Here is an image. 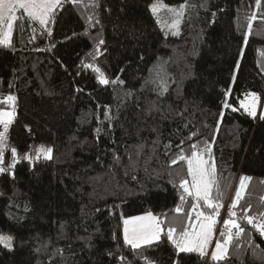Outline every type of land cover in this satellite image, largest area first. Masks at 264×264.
<instances>
[{"label": "trees", "instance_id": "trees-1", "mask_svg": "<svg viewBox=\"0 0 264 264\" xmlns=\"http://www.w3.org/2000/svg\"><path fill=\"white\" fill-rule=\"evenodd\" d=\"M251 93L255 117L241 106ZM9 95L0 264H264V238L242 219L264 213V0H63L51 28L20 9L0 45V101ZM193 144L211 149L215 212L180 188ZM194 204L222 212L217 239L225 220L245 228L224 260L167 238L191 228ZM146 213L164 232L134 249L123 220Z\"/></svg>", "mask_w": 264, "mask_h": 264}, {"label": "snow or ice", "instance_id": "snow-or-ice-1", "mask_svg": "<svg viewBox=\"0 0 264 264\" xmlns=\"http://www.w3.org/2000/svg\"><path fill=\"white\" fill-rule=\"evenodd\" d=\"M75 3L76 0H73ZM61 0H0V26L7 24V31H0V45H9L11 43V33L13 30V22L17 19L12 13L16 9H24L28 16L32 19L38 20L41 25H46L49 22L50 17L54 13V10L59 6ZM259 5V0H257ZM158 7L162 5L153 4L152 12L155 14L158 10ZM185 5H181V12H176L175 9H170L176 13L177 17L182 14V10ZM178 19L174 21L172 27H176L178 24ZM175 34V33H174ZM103 43V41H100ZM99 72V69H96ZM101 84L107 85L109 80L106 78H101L99 81ZM116 83V81H112ZM123 83V81H120ZM255 97V94H250ZM15 97L9 95L5 100L0 101V103H14ZM227 106V105H225ZM241 106L248 111L249 115L255 117V99H253L252 104L241 103ZM235 110V109H234ZM13 113L9 111H0V124L7 126L12 122ZM105 119H110V117L105 114ZM99 131V129L97 130ZM4 133L0 132V143L3 142ZM192 154L190 157H185L181 155L180 160H187L188 164V173L192 177L191 187L195 189V197L197 201H203L204 204L213 209L215 212L216 209L220 206L213 202L212 191L215 187L217 189V195H219V186L215 181V169L212 167L209 168V160L204 159L203 154L208 153L209 157L211 156V149L205 147L202 151H196L197 145L193 144ZM51 149H45L41 146L38 149V152L45 153L48 158H50ZM13 155H15V149H12ZM3 149H0V163L2 160ZM26 159L29 157H25ZM173 164L177 163V160L172 161ZM12 167V165H9ZM5 169L0 168V172H3ZM251 177L242 176L240 178L239 188L236 192V200L233 201L231 208L229 209L230 215L235 216L236 213L232 209L237 207L238 201L241 197V191L246 187V181H250ZM188 181L183 180L180 183V188L183 189V192L189 196L193 195L188 187ZM181 201H184V195L180 196ZM195 209L198 207V204L192 205ZM182 209L177 206L175 211L179 213ZM203 216V221L199 226V231L188 232L186 229L180 232V239H174V233L176 229L174 227L168 228L166 235L169 240H171L176 249L180 253H188L193 251H199L201 256L206 255L205 247L209 243V236L212 234V224L215 223V220L212 216H204L202 212L197 213V219ZM245 219L248 225H251L254 228L261 238H264V213L260 214L259 218H254L247 214L245 210V215L242 217ZM124 224V242L131 245L134 249L140 248L142 245H151L154 242H158L161 239V233L164 232L161 222L158 217L153 216L151 213H148L145 216H136L123 220ZM227 232H221L220 235L224 237L223 241H217L215 245V250L212 252L211 259L213 261H220L226 258L228 252V245L233 242L234 237L239 238L242 234L245 233V228L241 226L240 223L235 219H228L224 221ZM232 229H236V232L233 233ZM12 238L9 236L0 235V244H4L6 247L11 246Z\"/></svg>", "mask_w": 264, "mask_h": 264}, {"label": "rangeland", "instance_id": "rangeland-1", "mask_svg": "<svg viewBox=\"0 0 264 264\" xmlns=\"http://www.w3.org/2000/svg\"><path fill=\"white\" fill-rule=\"evenodd\" d=\"M63 0H61L62 2ZM58 7V6H57ZM57 7L55 8L54 10V13L52 14V16L50 17L49 19V22L46 24V26L48 27H52L53 26V22H54V17H55V12H56V9ZM170 9H175V8H171ZM18 10L20 9H16L12 15H14L15 17L18 16ZM176 12H179L181 11L180 9H175ZM175 13V12H174ZM176 14V13H175ZM178 17H175L174 18V21L177 20ZM179 21V20H178ZM14 23L15 21L13 22V30H14ZM179 23V22H178ZM178 25V24H177ZM176 25V26H177ZM13 30H12V33H11V40H12V35H13ZM0 31H4L6 32L7 31V24L5 23L3 26H0ZM251 94H254V93H251ZM253 99H255V111H256V114H258L261 110V105H262V102L261 100L259 99V97L255 94V97L251 96L250 94L247 95L243 100L242 102L244 103H248V104H252V101ZM52 105L49 101H45V102H41L40 104H37V106L40 105V107H46L48 105ZM0 111H9V112H12L13 113V116H12V120L13 118L15 117L16 115V109L14 107H11V108H0ZM0 132L4 133V139H3V142L0 143V149H3L4 148V145H5V140H6V137H7V129H5V126L3 124H0ZM204 159L208 160L207 158L204 157ZM2 160H3V155H2ZM209 168L211 169L212 166L210 165L209 163ZM191 181H192V177L190 176V182L188 183V187L190 188V191L195 195V189L191 187ZM247 184H248V181H246V187H247ZM246 187L241 191V196L244 194L245 192V189ZM239 188V186H238ZM238 190V189H237ZM198 212H202L204 214V216H212L213 219L215 220V223L212 224V234L209 236V243L208 245L205 247V253L207 255V257H211L212 255V252L215 250V245H216V242L217 241H223L221 239H217V235H218V229H217V225L219 224H222V217H220L219 215L222 213L221 211H217L216 214L214 215H209V214H206L201 208H195L194 209V213H195V217L193 219V222H192V226L191 228L188 230V232H194V231H199V226L201 224V222H205L203 221V216H201L199 219H197V213ZM148 213L146 214H142V215H137V216H145L147 215ZM152 214V213H151ZM153 216H155L154 214H152ZM133 217H136V216H133ZM156 217V216H155ZM131 218V217H130ZM128 219V218H127ZM206 223V222H205ZM218 223V224H217ZM218 226V228H219ZM162 234V233H161ZM174 239H180V236L177 237L174 233ZM199 252V251H197Z\"/></svg>", "mask_w": 264, "mask_h": 264}]
</instances>
